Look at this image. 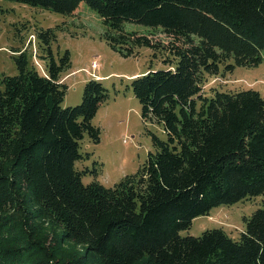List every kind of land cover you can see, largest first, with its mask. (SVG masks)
<instances>
[{
    "label": "trees",
    "instance_id": "16d2710c",
    "mask_svg": "<svg viewBox=\"0 0 264 264\" xmlns=\"http://www.w3.org/2000/svg\"><path fill=\"white\" fill-rule=\"evenodd\" d=\"M72 16L85 3L106 27L113 50L138 48L169 66L132 80L155 152L137 174L114 187L85 185L77 162L108 93L86 83L82 102L63 107L70 52L56 60L52 29L36 28L46 75L14 49L16 76L0 79V264H57L38 238L37 223L61 229L59 243L83 251L67 264H264V97L208 87L237 67L264 63V0H9ZM160 30L167 43L127 32L125 23ZM153 35V34H151ZM97 174L96 170L94 172ZM262 197L244 218L238 240L222 229L180 235L221 206Z\"/></svg>",
    "mask_w": 264,
    "mask_h": 264
},
{
    "label": "rangeland",
    "instance_id": "374dc122",
    "mask_svg": "<svg viewBox=\"0 0 264 264\" xmlns=\"http://www.w3.org/2000/svg\"><path fill=\"white\" fill-rule=\"evenodd\" d=\"M36 28L54 31L56 40L51 47L56 60L66 51L70 52L71 68L61 76L68 87L63 107L80 105L85 85L90 80H100L108 93L107 101L93 119L94 126L101 130L100 143L94 144L85 138L81 152L85 157L89 154V157L76 164L77 170L89 171L83 177V183L88 185L98 181L110 188L126 176L137 174L149 153L155 152L150 132L162 139L165 135L159 125L143 121L132 80L146 75L149 70L168 69L169 66L161 60L163 57L158 53V58H155L153 51L145 47L136 49L131 57H124L113 50L105 39L106 27L102 19L85 3L74 15L64 16L0 0V79L18 74L13 53L18 48L27 49L30 67L46 75L47 60L41 57L44 51L39 47ZM125 30L153 36L155 41L162 43L169 41L160 30L147 29L135 23H125ZM99 76L105 78L98 79ZM208 87L231 92L253 89L264 97V63L257 67H237L233 73L210 79ZM261 208L262 197L221 206L211 211L209 216L195 219L191 228L180 235L199 237L207 230L222 229L238 240L245 230L244 218H250ZM36 225L38 238L55 252L57 264H67L82 253L80 246L59 243L61 229L52 221L41 220Z\"/></svg>",
    "mask_w": 264,
    "mask_h": 264
},
{
    "label": "crops",
    "instance_id": "0c3cea01",
    "mask_svg": "<svg viewBox=\"0 0 264 264\" xmlns=\"http://www.w3.org/2000/svg\"><path fill=\"white\" fill-rule=\"evenodd\" d=\"M97 78H98V79H100V78L103 79V78H105V77H104V76H99V77H97ZM63 80H64V79H63ZM63 80H62V81H63ZM210 214H211V213H210Z\"/></svg>",
    "mask_w": 264,
    "mask_h": 264
}]
</instances>
